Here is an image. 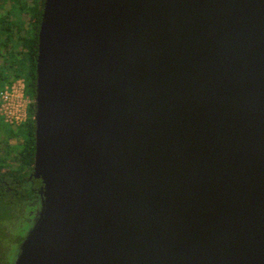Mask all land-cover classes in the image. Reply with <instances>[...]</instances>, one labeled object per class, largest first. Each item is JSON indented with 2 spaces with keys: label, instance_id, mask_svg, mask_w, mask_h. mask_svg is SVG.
<instances>
[{
  "label": "water",
  "instance_id": "water-1",
  "mask_svg": "<svg viewBox=\"0 0 264 264\" xmlns=\"http://www.w3.org/2000/svg\"><path fill=\"white\" fill-rule=\"evenodd\" d=\"M37 39L13 264H264V0H44Z\"/></svg>",
  "mask_w": 264,
  "mask_h": 264
},
{
  "label": "trees",
  "instance_id": "trees-1",
  "mask_svg": "<svg viewBox=\"0 0 264 264\" xmlns=\"http://www.w3.org/2000/svg\"><path fill=\"white\" fill-rule=\"evenodd\" d=\"M43 2L0 0V89L22 79L29 99L26 120L1 130L5 139L0 140V264L14 263L22 235L40 209L42 182L29 176L35 152V67Z\"/></svg>",
  "mask_w": 264,
  "mask_h": 264
},
{
  "label": "built area",
  "instance_id": "built-area-1",
  "mask_svg": "<svg viewBox=\"0 0 264 264\" xmlns=\"http://www.w3.org/2000/svg\"><path fill=\"white\" fill-rule=\"evenodd\" d=\"M28 104L22 79L15 80L0 90V116L5 124L16 127L26 120Z\"/></svg>",
  "mask_w": 264,
  "mask_h": 264
},
{
  "label": "rangeland",
  "instance_id": "rangeland-1",
  "mask_svg": "<svg viewBox=\"0 0 264 264\" xmlns=\"http://www.w3.org/2000/svg\"><path fill=\"white\" fill-rule=\"evenodd\" d=\"M0 72H2V70H0ZM2 81H3V78L0 77V87H1ZM0 90H1V89H0ZM6 126H7V125L3 122V120L1 119V116H0V135H2L1 130H5ZM4 137H5V135L0 136V140H4V139H5ZM11 142H12V141H11ZM32 225H33V223H32ZM32 225H31L30 227H32ZM30 227H28V229L26 230V232L22 235L23 238L25 237V235H26V233L28 232V230L30 229ZM17 251H18V250H16V252H17Z\"/></svg>",
  "mask_w": 264,
  "mask_h": 264
}]
</instances>
